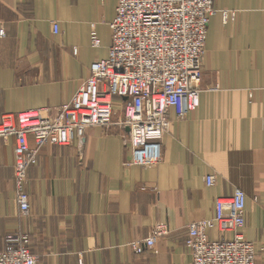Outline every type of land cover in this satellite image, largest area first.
<instances>
[{
	"label": "crops",
	"instance_id": "0c3cea01",
	"mask_svg": "<svg viewBox=\"0 0 264 264\" xmlns=\"http://www.w3.org/2000/svg\"><path fill=\"white\" fill-rule=\"evenodd\" d=\"M118 0H0V123L6 114L57 110L91 65L108 57ZM203 61L200 106L174 121L162 161L131 162L128 131L91 128L83 147H47L29 171L31 214L15 194L16 140L0 139V249L26 233L39 264H192L188 226L210 219L216 199L247 194V239L264 264V0H216ZM236 17L224 20V12ZM96 32L102 47H91ZM77 48V54L73 50ZM173 118H175L173 116ZM31 146L34 142L31 141ZM213 174L216 184L205 178ZM158 224L171 232L154 249ZM218 241L217 229L209 232Z\"/></svg>",
	"mask_w": 264,
	"mask_h": 264
},
{
	"label": "built area",
	"instance_id": "2783aa9c",
	"mask_svg": "<svg viewBox=\"0 0 264 264\" xmlns=\"http://www.w3.org/2000/svg\"><path fill=\"white\" fill-rule=\"evenodd\" d=\"M215 1L118 0L108 57L91 65L89 77L71 101L57 110L41 108L3 116L0 139L16 140L15 194L22 218L31 214L26 183L41 150L70 146L75 138L83 147L88 129L110 127L115 118L128 131L132 159L126 165L149 168L162 161L173 122L185 120L200 106L207 37L218 12ZM236 15L224 12L225 22ZM0 34L5 35L4 29ZM91 47H102L96 32ZM73 52L77 54V48ZM216 179L210 174L205 182L213 187ZM215 204L213 218L188 226L186 246L192 264H257L256 246L245 233V191L236 188L233 195L219 197ZM213 229L221 234L220 240L210 238ZM170 232L169 225L158 224L146 240L132 246L137 253L141 244L154 249L157 240ZM7 240L6 248L0 249V264H39L28 234L17 233Z\"/></svg>",
	"mask_w": 264,
	"mask_h": 264
},
{
	"label": "rangeland",
	"instance_id": "374dc122",
	"mask_svg": "<svg viewBox=\"0 0 264 264\" xmlns=\"http://www.w3.org/2000/svg\"><path fill=\"white\" fill-rule=\"evenodd\" d=\"M23 114V113H22ZM6 115H11V114H6ZM13 116H19V115H21V114H18V115H14V114H12ZM5 116V115H4ZM241 189V188H240ZM243 190V189H242ZM244 191V190H243ZM246 193V192H245ZM29 235V234H28ZM30 236V235H29ZM8 241V240H7ZM31 243H32V240H31ZM31 250H32V245H31ZM33 251V250H32Z\"/></svg>",
	"mask_w": 264,
	"mask_h": 264
}]
</instances>
